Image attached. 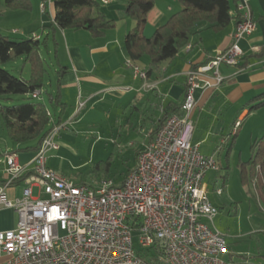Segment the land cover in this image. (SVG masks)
Wrapping results in <instances>:
<instances>
[{"label": "built area", "instance_id": "2783aa9c", "mask_svg": "<svg viewBox=\"0 0 264 264\" xmlns=\"http://www.w3.org/2000/svg\"><path fill=\"white\" fill-rule=\"evenodd\" d=\"M45 12L51 0H42ZM102 6L108 0H98ZM241 21L231 44L207 64L186 73L181 114L163 121L140 151L135 167L120 185L100 181L96 188L71 182L48 168V154L58 150L53 127L32 161L20 166L14 154L4 158L7 176L0 188V209L17 214L14 229L0 232V260L6 264H230L225 236L213 227L218 210L208 200L204 183L217 162L191 143L190 115L195 93L219 86L221 66H237L238 42L255 29L247 2L239 3ZM142 79L145 73L135 69ZM40 92L32 94L39 98ZM84 103L79 102L77 113ZM236 122L231 135H236ZM22 181L20 198L5 190ZM36 190L34 196L33 190ZM222 191L216 190L220 196ZM133 235L137 236L134 246ZM152 256L146 263L137 255Z\"/></svg>", "mask_w": 264, "mask_h": 264}, {"label": "crops", "instance_id": "0c3cea01", "mask_svg": "<svg viewBox=\"0 0 264 264\" xmlns=\"http://www.w3.org/2000/svg\"><path fill=\"white\" fill-rule=\"evenodd\" d=\"M242 1L244 0H238L237 5ZM245 1L255 24L254 32L238 42L242 56L237 66H221L219 68V74L223 79L221 84L214 88L200 89L195 93L196 107L192 111L190 118L195 116L197 109H199L198 114L201 115L205 112V108L208 107V113L212 116V125L215 126L216 123L222 124L224 122L223 119L227 117L228 114L226 113L228 111L234 110V114L231 115L233 119L232 125L239 122V130L250 117L259 118V114L256 116V113L264 109L263 107L249 113L246 108V105L252 99L264 94V0ZM113 4H116V6H112ZM124 5V2L121 3L120 0H108V4L102 6V10L108 19L114 20L113 15L105 12L104 8L107 7L108 10L117 8L116 10L121 14V18H125L122 13ZM47 7H49L52 18L50 25H52L54 16L53 3ZM180 10L181 5L177 0H155L153 8L146 16L145 38H151L154 32L167 22L169 17ZM124 21L123 24L120 23L121 26H125L121 34L119 32L115 34L114 30H108L102 37L98 38H94L85 30L72 32L70 30L54 31L53 35L57 45L55 62L59 69L63 68V72L59 76L56 72L58 85L47 94V97L50 107L55 102L53 97L58 98L56 100L57 105L59 103L61 106L58 105L59 107L57 108H51L53 111L56 109V115H53V117L57 119V122L67 124L64 130L70 123L78 124L82 121V118L77 119L81 115L82 110H86V114L83 117L85 119L87 114L93 111L96 106L106 102L112 105V103L115 104L114 102L117 101L120 104L119 102L126 100L128 97L130 90L127 89L128 86L125 85L123 75L120 72L124 63L130 64L124 48V38L133 30L134 22L133 20L131 22L128 20ZM235 22L236 20L233 19L229 26L221 31H212L207 29L204 24H199L196 26L194 34L190 37L189 45L181 51L182 56L179 55V52L173 60L164 62L157 72L149 74V69L146 70V79L141 82L140 86L150 88L147 89L145 87L147 90L145 93L149 95V98L144 99V101L142 97L139 99V97L134 96L133 103H131L138 106V108L135 107L136 115L134 117H138L135 124L138 125L142 122V124L150 125L146 145L151 141L152 132L160 125L162 112L169 108L171 104L181 105L185 91L186 73L192 71L196 66L198 68L201 67L229 47L232 41L231 36L235 29ZM48 27H45V29ZM46 32L49 34V30L46 29ZM35 38L38 39L37 37ZM179 56L182 57V62H178ZM145 81L146 83H144ZM49 87H51V83H49ZM135 91L139 93L140 88L136 87ZM79 102L84 103V106L80 113L75 115L77 103ZM179 114H181V111ZM199 119L200 117H197L195 125L192 123L193 132L191 137V143L198 145V149L199 145L207 139V135L201 139L194 137L197 129L195 126H197ZM260 119L263 128L256 131L258 133L257 136L264 135V114ZM238 135L239 131L236 136ZM252 137L254 136L250 135L251 139ZM57 138L58 135L55 141ZM233 140L229 139L230 144L227 147L226 157L235 149ZM223 144L226 145L224 139L221 138L220 145ZM15 148L5 145L4 149L0 151V188L7 178L4 172L6 168L4 158L6 155L14 154L18 164L25 166L32 161L36 154L34 152H27V154L15 153ZM215 151L219 152L221 150L216 147ZM215 151L202 155L211 156ZM226 163L225 168H228V162ZM48 168L51 169L49 166ZM209 173L205 176L204 183ZM205 185L208 191L209 185L207 183ZM23 188L24 184L22 181L16 182L5 190V195L10 200L20 198ZM16 223L17 214L13 210L0 209V232L14 229ZM258 250L260 253L258 257L264 259L262 257L264 249L258 248ZM0 264H6V259H1Z\"/></svg>", "mask_w": 264, "mask_h": 264}, {"label": "rangeland", "instance_id": "374dc122", "mask_svg": "<svg viewBox=\"0 0 264 264\" xmlns=\"http://www.w3.org/2000/svg\"><path fill=\"white\" fill-rule=\"evenodd\" d=\"M4 1L0 0V35L12 40H25L35 35L33 37L43 41L48 34L44 28L50 26L52 20L49 7L46 8V12H41L42 0H27L29 2L27 7L24 5L7 7ZM52 2L53 0H51V5ZM120 2L122 3L123 0ZM112 6L115 7L116 4ZM104 9L114 17L116 26L111 30H114L115 34L118 32L121 34L125 27L120 23L123 24L124 20L132 21L130 18H121L117 8L108 10L105 7ZM53 48L51 41L49 54L43 51L44 49L41 51L47 66L46 85L36 100L44 104L52 116L56 115V109L53 111L50 107L47 94L55 89L56 72L59 70L56 66ZM181 51L179 55L182 56ZM181 60L182 57L179 56L178 62H182ZM130 64L124 63L120 72L125 85L128 86L127 89L130 90L126 100L119 102L120 104L117 101L112 105L109 102L98 105L87 114L85 119L83 117L86 110L81 109V115L77 119L82 118V121L78 124L70 123L66 130L58 134L56 140L58 150L48 154V166L57 174L71 182L83 183L96 188L104 179L111 180L114 185H120L128 171L135 167L136 154L146 145L150 127L142 122L135 124L138 120L137 116L134 117L135 107L138 108V106L131 104L133 97L136 96L139 99L142 97L143 100L149 98V95L145 93L147 86H140L146 78L142 79L136 75L135 69L145 73L149 69V59L143 56L137 62ZM4 68L15 77H22L26 80L29 77V67L23 66L21 59L5 65ZM136 87L140 88L139 93H136ZM208 110L209 108L206 107L205 112L199 115V109H197V113L195 111L196 114L194 117L191 116L190 121L195 125L197 117H200L195 126L197 128L194 133L195 138L201 139L207 135L206 141L199 145L201 154L213 153L216 147L221 150L219 152L216 150L210 156L217 162L218 170L209 173L205 183L209 185L208 200L218 210L213 220V227L225 236L228 256L223 259L231 261L230 264H264V259L258 257L260 255L258 248L264 249V210L255 196L254 182L250 184L251 187L243 186L240 182L241 164L248 161L251 155L248 144H251V140L255 137H261L257 136L256 131L263 128L260 118L264 114V109L256 113V116L259 114V118L250 117L239 130V127L237 128L236 135L239 131L238 136L231 135L235 126V123L232 125L233 119L231 118L234 110L228 111L227 117L223 119L224 122L216 123L215 126L212 125V116ZM79 113L76 110L75 115ZM250 135L254 137L251 139ZM221 138L224 139L226 145H220ZM229 139L234 141L235 149L226 157L227 147L230 144ZM5 145L14 147L13 143L7 139L4 130L1 129L0 151ZM19 153L27 154V152ZM107 162L109 163L108 168L103 167L104 169L100 172H96L99 164ZM226 162H228V168H225ZM217 189L222 191L221 196L216 195ZM33 194L36 195L35 189ZM133 243L136 247L137 236L135 235H133ZM262 257H264V252Z\"/></svg>", "mask_w": 264, "mask_h": 264}, {"label": "trees", "instance_id": "16d2710c", "mask_svg": "<svg viewBox=\"0 0 264 264\" xmlns=\"http://www.w3.org/2000/svg\"><path fill=\"white\" fill-rule=\"evenodd\" d=\"M123 2L125 4L123 16L134 22L133 30L124 38L125 51L130 63L147 56L149 74L157 72L164 62L173 60L181 50L185 49L199 24H204L212 31H221L227 28L233 19L237 24L242 17L238 10V0H177L181 10L169 17L167 22L147 39L144 36L146 16L153 8L155 0H123ZM28 3L27 0L4 1L7 7L20 5L27 7ZM52 3L53 22L46 28L49 34L43 41L35 37L12 40L0 35V131L3 129L7 139L16 147L15 153H36L53 127L61 124L49 113V109L44 104L36 101L38 98H32L34 92L41 93L46 85L47 66L41 51L44 49L43 51L49 54L51 41L54 46L53 54L56 57L54 31L85 30L94 38H98L116 26L114 20L106 17L98 0H53ZM17 59H21L23 65L29 67L27 80L13 76L4 68ZM197 68L198 66L193 70ZM62 72L63 68H60L57 71L58 76ZM53 100L56 102L58 98L53 97ZM55 102L51 107H59L60 104L57 105ZM263 107L264 94L256 96L246 105L249 113ZM180 109L181 105L171 104L162 112L160 125L152 132L151 140L163 121L171 115H180ZM249 149L251 156L248 161L241 164L240 182L243 186L250 187L254 182L255 196L264 210V135L254 138ZM139 153L137 152L136 159ZM108 166V162L99 164L96 172ZM137 255L146 263L151 262L152 256L148 253L137 251Z\"/></svg>", "mask_w": 264, "mask_h": 264}]
</instances>
